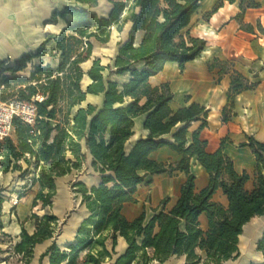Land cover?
Returning <instances> with one entry per match:
<instances>
[{
  "label": "trees",
  "instance_id": "1",
  "mask_svg": "<svg viewBox=\"0 0 264 264\" xmlns=\"http://www.w3.org/2000/svg\"><path fill=\"white\" fill-rule=\"evenodd\" d=\"M74 1L54 10L49 19L52 23L65 22L58 34L47 37L34 52L23 54L14 64L0 65L10 72L2 77L1 94L12 88L13 98L36 106L34 123L15 116L12 135L0 141V170H19V176L30 181L23 188L37 186L32 208L40 204L45 210L42 216L33 212L28 217L35 224L32 232L22 224L13 246V252L21 255L19 264H30L36 244L50 238L54 239L40 255V264L45 257L49 264H102L117 253L118 236L124 237L127 247L113 264L165 262L175 255H185V264H222L235 257L243 226L264 214V142L251 135L241 142L256 158L254 185L248 189L247 171L238 172L222 148L207 150V140L201 137L207 125V109L192 103L174 110L169 84L152 85L149 81L167 62L175 61L184 68L205 48L206 40L191 35L189 28L201 0H110L113 7L108 15L93 10L99 0ZM257 6L254 0L241 3L242 10ZM128 21L132 23L128 40L118 43L115 68L108 73H128L129 78L119 82L106 76L99 58H94L85 72L82 64L92 57L93 39L108 42L112 26L120 31ZM139 31L143 35L137 41ZM36 58L39 62L29 75L18 74ZM85 74L90 81L84 89ZM254 86L238 71L231 73L223 121L235 115L236 95ZM88 93L103 94V104L75 108ZM142 114L148 134L128 149L135 118ZM197 120L202 122L189 140L188 129ZM162 146L177 151L180 159L173 163L151 158V152ZM88 152L101 180L90 188L83 181L75 184L90 214L80 223L74 240L61 246L55 239L59 218L50 210L56 180L73 168H81ZM192 157L209 174L208 184L200 190H196V176L190 171ZM175 171L184 172L186 179L169 208L166 197L162 208H154L152 214L148 215L144 207L136 217L127 218L124 203L136 202L139 184L148 176ZM219 188L227 197L226 205L213 199ZM18 194L22 197L26 193ZM201 214L207 218L206 229L201 226ZM257 249L264 253V233Z\"/></svg>",
  "mask_w": 264,
  "mask_h": 264
},
{
  "label": "crops",
  "instance_id": "2",
  "mask_svg": "<svg viewBox=\"0 0 264 264\" xmlns=\"http://www.w3.org/2000/svg\"><path fill=\"white\" fill-rule=\"evenodd\" d=\"M219 1L201 0L199 7L191 16L189 24L191 35L206 40V46L199 56L186 62L184 68H181L175 61L167 62L160 72L149 78V81L152 85L165 82L169 84L173 92V100L170 105L174 110L192 103H198L207 109V125L201 130V137L207 140V150L214 152L222 148L223 152L233 160L238 172L245 170L249 173L250 179L246 186L248 189H252L256 158L252 149L249 146H241V142L247 140V135L254 136L257 140L264 142V0H254L258 6L246 7L244 10L241 8L242 0H223L217 10L212 12L209 17H205V14L210 12ZM61 2L64 0H0V65L2 67H5V63L9 61H11L9 65L14 64L23 54L34 52L41 42L49 37L47 32L54 31L56 35L65 27V22H49L54 10H60ZM126 23L127 27L124 32L127 36L120 42H126L129 37L132 23L130 21ZM41 26L44 32H41ZM142 35V31L137 33V41L142 38ZM95 50L93 41V51ZM91 58L101 60L99 56H94L93 52ZM114 58L115 56L113 65L110 67L100 61L101 65L106 67L104 74L123 82L129 78L128 73L111 75L108 73L109 69L115 68ZM90 61L91 59L85 63H90ZM234 70L245 76L249 82L255 83V86L236 95L233 110L235 115L231 116L229 120L223 121L222 109L227 103L231 73ZM86 77L89 83L90 79L87 74L84 75L83 80ZM88 97L98 98V101H87ZM103 99V94L88 93L86 99L75 108L85 107L88 103L101 106ZM144 117L145 115L142 114L135 118L134 134L127 142L128 149L133 146L136 140L148 134V130L143 126ZM201 122V120H197L191 123L187 133L189 140L192 132L199 127ZM88 155L92 158L90 152ZM150 156L159 162L173 163L181 157L177 151L168 146L160 147L151 152ZM15 171L3 172L0 170V234L9 238L6 240L4 237H0V252L13 251L14 244L19 240L23 222L24 226L28 228V222L32 221L28 219L31 215L28 194L21 197L18 192L5 190L14 182ZM190 171L196 176V190H200L201 187L208 184L209 174L196 157L191 158ZM153 176H167L171 183H161L159 187L157 186L156 193L163 192L173 186L176 200L181 184L186 179V174L182 171H175L173 174L164 172L148 176L146 180ZM100 180L93 185H97ZM146 182L138 185L134 194L135 198H139L141 188L145 186ZM22 184H28V181ZM57 189L61 192L62 186L59 184ZM213 199L224 205L227 204V197L221 188L214 193ZM144 207V204L125 202L123 212L127 218L132 219L139 215ZM200 221L201 226L206 229L205 214H201ZM263 233L264 214L253 217L243 226V231L239 235L238 254L235 253V257L222 264H263L264 253L257 249V243ZM53 239L50 238L36 244L30 264H40V255L52 243ZM126 247L127 242L124 237L118 236L115 247L117 253L113 255L112 259L106 260L109 262L108 264H113L118 254ZM176 257L183 258L185 263V255ZM168 260L165 262L155 260L151 264H166ZM106 261L102 264H106ZM0 264L8 263L5 258H0ZM42 264H49L48 257L44 258Z\"/></svg>",
  "mask_w": 264,
  "mask_h": 264
},
{
  "label": "rangeland",
  "instance_id": "3",
  "mask_svg": "<svg viewBox=\"0 0 264 264\" xmlns=\"http://www.w3.org/2000/svg\"><path fill=\"white\" fill-rule=\"evenodd\" d=\"M67 3H75V2L73 0H64V2L60 3L59 9H62L64 5ZM111 6H112V2L110 0H101L98 6L93 8V10H95L100 15H108ZM59 22L62 23L63 21L59 20ZM126 27H127V23L124 24L122 30L119 31L117 29V26L113 25L111 39L108 43H100L97 40L93 39L94 46L96 47V50L93 51L94 56H99L101 58V61L107 64L109 67L113 65V57L116 54L118 43L127 36L126 33L124 32ZM40 30L41 32H44L42 26ZM47 34H48L47 36L54 37L55 32L54 31L47 32ZM45 60L49 61L48 57H45ZM92 61L93 58H91L90 63H83L82 64L83 69L87 70L92 64ZM38 62H39L38 58L34 59L32 63L28 64L26 69L20 71L18 74L29 75L33 65ZM10 63L11 61L5 63L4 66L9 65ZM53 64H55V62H53ZM4 75H10V72L4 71L1 68L0 69V106L3 105L4 102L8 101V99L14 97L12 95L14 91L12 88L8 89V91L3 95L1 94V89L4 87V85H2L1 80ZM87 83H88V78L86 77L82 82L83 88H85V85ZM87 101L97 102L98 98L88 97ZM20 163L23 167H26V163L23 160H21ZM19 175H20V171L16 170L14 172V177H15L14 182L9 187H6L5 190L8 192H15V193L17 192L27 193L28 198L30 199L28 201L30 214L36 212L42 216L45 213V210L41 209L40 204L34 208H32L31 206L32 199L38 187L34 186L32 188L29 187L23 188L22 183L23 182L25 183V181L28 180L20 178ZM148 179L146 180L147 182L145 183V186L141 188L140 191L141 195L139 196V198H136L137 201L134 203H139L140 205L144 204L148 215H150L152 214L154 208H162L163 198L169 197V201L166 204V207L169 208L173 204L176 198V193L173 186L169 187L167 190L163 192L156 193L157 186L159 187L161 183H165V182L171 183V181L167 179V176H153ZM99 180H100V173L96 171L95 168L93 167L92 158L89 155L81 168L79 169L73 168L69 173L57 178L56 186L58 187V185L60 184L62 186V190L61 192H59L58 189H56V194L53 197V204L50 210L51 212L56 214L59 218L60 224L58 225L57 232L55 233L56 235L55 239L59 245L65 246L68 242L74 240L77 234V229L80 223L82 222V219L86 216V214H88V209L86 208L85 203L82 201V194L77 190L78 186H76L75 184L78 181H83L86 184V186L90 188L94 183H97ZM28 184H30V181H28ZM203 187H201V189ZM27 227L29 231L34 230L35 224L33 220L28 222ZM0 237H4V239L6 240L9 239L8 237L2 234H0ZM108 245L110 247V241H108ZM0 258L1 259L5 258L8 264L21 263L20 261L21 255H18L13 251L0 252ZM108 263L109 262L106 261V264ZM166 264H185V263L183 258L174 256L171 257Z\"/></svg>",
  "mask_w": 264,
  "mask_h": 264
},
{
  "label": "built area",
  "instance_id": "4",
  "mask_svg": "<svg viewBox=\"0 0 264 264\" xmlns=\"http://www.w3.org/2000/svg\"><path fill=\"white\" fill-rule=\"evenodd\" d=\"M17 116L32 124L36 117V106L33 102L17 98L10 99L0 106V140L12 134L13 118Z\"/></svg>",
  "mask_w": 264,
  "mask_h": 264
},
{
  "label": "water",
  "instance_id": "5",
  "mask_svg": "<svg viewBox=\"0 0 264 264\" xmlns=\"http://www.w3.org/2000/svg\"><path fill=\"white\" fill-rule=\"evenodd\" d=\"M89 214H90V213H88V215H89ZM88 215H87V216H88Z\"/></svg>",
  "mask_w": 264,
  "mask_h": 264
}]
</instances>
